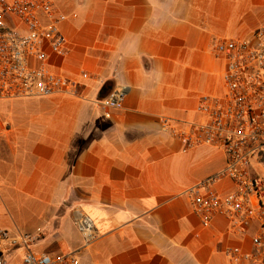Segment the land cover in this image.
<instances>
[{"label":"crops","instance_id":"crops-1","mask_svg":"<svg viewBox=\"0 0 264 264\" xmlns=\"http://www.w3.org/2000/svg\"><path fill=\"white\" fill-rule=\"evenodd\" d=\"M56 4L68 16L61 29L69 53H53L49 66L89 77L76 94L0 99L3 225L42 231L41 252L77 251L85 264H231L226 248L243 240L223 215L203 223L189 194L226 166V153L186 150L161 119L179 127L203 119L200 97L224 91L216 43L251 36L264 23V0ZM114 88L125 93L123 107L107 117L98 99ZM212 188L235 186L222 177ZM78 213L94 221L89 243Z\"/></svg>","mask_w":264,"mask_h":264},{"label":"built area","instance_id":"built-area-1","mask_svg":"<svg viewBox=\"0 0 264 264\" xmlns=\"http://www.w3.org/2000/svg\"><path fill=\"white\" fill-rule=\"evenodd\" d=\"M67 18L56 0H0V99L78 93L87 71L71 78L49 66L53 53H69L61 29ZM215 49L226 63L224 91L200 97L201 121L179 127L163 117L161 128L186 150H224L226 166L189 189L193 212L205 224L217 215L228 218L229 231L243 240L226 248L231 264H264V23L251 36L220 39ZM124 97L114 88L98 103L111 117ZM222 177L233 181L234 190L222 194L212 188ZM75 223L86 243L98 236L88 214L78 213ZM42 237V231L12 232L0 219V264H85L77 251H36Z\"/></svg>","mask_w":264,"mask_h":264},{"label":"rangeland","instance_id":"rangeland-1","mask_svg":"<svg viewBox=\"0 0 264 264\" xmlns=\"http://www.w3.org/2000/svg\"><path fill=\"white\" fill-rule=\"evenodd\" d=\"M1 153H6L7 154L8 150L0 148V154ZM8 212H9L8 205L4 201H2L0 199V219L2 218V215H7ZM7 227L9 229H11L12 232L13 231H17V229L13 225H8ZM45 238L44 239L41 238V239H39L38 241L35 242L34 249L36 251H42L44 249V247L47 245V238H46V240H45ZM48 253H50V252H48Z\"/></svg>","mask_w":264,"mask_h":264},{"label":"trees","instance_id":"trees-1","mask_svg":"<svg viewBox=\"0 0 264 264\" xmlns=\"http://www.w3.org/2000/svg\"><path fill=\"white\" fill-rule=\"evenodd\" d=\"M107 84H108V83H106V84L104 85V87H103V91L105 90V88H107ZM111 90H112V89H111ZM111 90H110V91H111ZM110 91L106 92V93L104 94V96L107 95Z\"/></svg>","mask_w":264,"mask_h":264}]
</instances>
